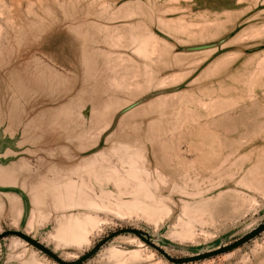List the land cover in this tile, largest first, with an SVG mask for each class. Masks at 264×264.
<instances>
[{
    "label": "rangeland",
    "instance_id": "obj_1",
    "mask_svg": "<svg viewBox=\"0 0 264 264\" xmlns=\"http://www.w3.org/2000/svg\"><path fill=\"white\" fill-rule=\"evenodd\" d=\"M263 221L264 0H0V233L179 258ZM0 264L58 263L8 235ZM83 264L172 263L122 233ZM184 264H264V232Z\"/></svg>",
    "mask_w": 264,
    "mask_h": 264
},
{
    "label": "water",
    "instance_id": "obj_2",
    "mask_svg": "<svg viewBox=\"0 0 264 264\" xmlns=\"http://www.w3.org/2000/svg\"><path fill=\"white\" fill-rule=\"evenodd\" d=\"M223 40L224 39L219 40L218 43L223 42ZM216 44L217 43L195 45V46L187 47L186 49L187 50H198V49L208 48ZM262 232H264V221L258 224L255 228H253L249 232L245 233L242 237L234 240L231 243L221 244L214 249L202 251L194 255H188V256H183L179 258H173L169 256L161 247L156 245L151 240L153 238L151 234L143 230L137 229V228H122V229L116 230L115 232L110 233L107 237L100 240L97 243V245L94 246L91 250L77 257L75 260H64L60 258L57 253H55L49 247L42 244L37 238H33L32 236L20 230H15V229L5 230L4 232L0 233V239L8 235L18 237L21 240L25 241L27 244L41 251L43 254H46L47 256H49L51 259H53L58 264H83L86 260H88L98 251V249L100 248L102 244H104L105 242L113 238L115 235L122 234V233H131L137 238H139V240H141L143 243L157 250L166 260H168L172 264H184V263H189V262L200 261V260L207 259V258L216 256L222 253H226L230 250H233L239 247L242 244L248 243L252 239L258 237Z\"/></svg>",
    "mask_w": 264,
    "mask_h": 264
},
{
    "label": "flooded vegetation",
    "instance_id": "obj_3",
    "mask_svg": "<svg viewBox=\"0 0 264 264\" xmlns=\"http://www.w3.org/2000/svg\"><path fill=\"white\" fill-rule=\"evenodd\" d=\"M263 233V232H262Z\"/></svg>",
    "mask_w": 264,
    "mask_h": 264
}]
</instances>
